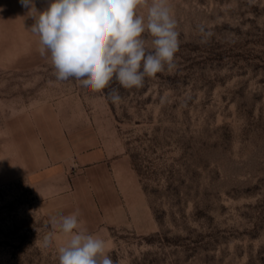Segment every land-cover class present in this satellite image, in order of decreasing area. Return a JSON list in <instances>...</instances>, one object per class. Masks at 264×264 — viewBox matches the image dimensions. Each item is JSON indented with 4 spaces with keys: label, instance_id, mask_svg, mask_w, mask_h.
I'll return each instance as SVG.
<instances>
[{
    "label": "rangeland",
    "instance_id": "374dc122",
    "mask_svg": "<svg viewBox=\"0 0 264 264\" xmlns=\"http://www.w3.org/2000/svg\"><path fill=\"white\" fill-rule=\"evenodd\" d=\"M169 3L175 68L93 92L0 0V264H59L77 210L114 264H264V0Z\"/></svg>",
    "mask_w": 264,
    "mask_h": 264
},
{
    "label": "clouds",
    "instance_id": "9594fccd",
    "mask_svg": "<svg viewBox=\"0 0 264 264\" xmlns=\"http://www.w3.org/2000/svg\"><path fill=\"white\" fill-rule=\"evenodd\" d=\"M34 23L39 51L50 59L57 81L74 78L84 88L102 92L115 80L123 88H139L146 77L175 68L179 33L169 0H48L42 11L34 0H20ZM147 6V15L138 9ZM147 33V37L145 36ZM106 98L119 104L117 90ZM79 210L51 218L64 243L59 264H114L107 241L89 233L79 221ZM45 235L44 247L53 244Z\"/></svg>",
    "mask_w": 264,
    "mask_h": 264
}]
</instances>
